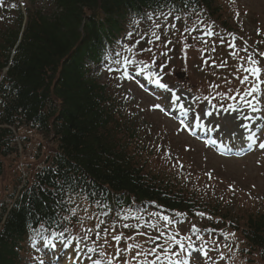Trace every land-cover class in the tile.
<instances>
[{
    "label": "trees",
    "instance_id": "trees-1",
    "mask_svg": "<svg viewBox=\"0 0 264 264\" xmlns=\"http://www.w3.org/2000/svg\"><path fill=\"white\" fill-rule=\"evenodd\" d=\"M172 8L171 16L188 24L200 14L222 29L239 26L223 18L217 0L0 1V178L19 153L15 136L26 146L21 129L36 130L53 145L22 185L16 171L17 190L0 197V264H30L29 241L39 229H74L73 209L85 205L113 221L132 218L140 205L145 213L144 202L188 220L234 221L222 194L209 197L198 185L178 184L141 159L152 145L142 144L139 128L123 118L119 89L85 63L100 62L128 18ZM243 223L244 250L264 261V211ZM246 264L256 263L248 258Z\"/></svg>",
    "mask_w": 264,
    "mask_h": 264
},
{
    "label": "rangeland",
    "instance_id": "rangeland-1",
    "mask_svg": "<svg viewBox=\"0 0 264 264\" xmlns=\"http://www.w3.org/2000/svg\"><path fill=\"white\" fill-rule=\"evenodd\" d=\"M217 2L221 7L223 18L233 26L234 22L239 23L241 28L236 27L239 30L238 34L249 37L246 41L247 44L237 41L227 43L211 28L198 32L199 29L176 25V29H172L168 27L169 23L159 19L161 22L157 20L155 24H161L160 29L155 28L153 23L144 27V29H149V32L143 45L132 42L130 45H133L138 53H144L151 59L159 60L161 58L166 63L167 66L161 68L166 69V72L157 67L145 68V65L141 63L135 67L139 70L140 75L148 80H151L147 76L149 71L156 73L160 83L164 82L163 84L168 85V88H161V92L155 91L151 87L144 88L139 81V83L133 81V75L130 76L129 71L125 72V70L119 75L123 81L119 78H116V81H120L119 86L124 92L123 94L133 105L128 104L121 110L123 118L131 120L139 128L142 144L147 140L153 148L151 151L143 150L141 159L147 158L152 162L155 170L165 171L178 184L188 187L198 185L209 197H218L222 194L226 198V203L229 204L224 212L228 210L227 213L235 218L234 221H223L218 215L204 216V221L200 219L185 220L176 214H165L152 208L147 211L149 217L134 213L132 218L128 217L125 220L123 216V218L119 217V220L113 221L112 218L92 212L85 205L82 209L77 208L78 210L73 214L76 228L71 227L74 229L68 230L73 236L66 232L63 233V236L57 234L52 239L45 236L39 245L31 244L32 251L27 258L30 264H93L95 259H101L104 264H107L106 257L99 255L101 246L106 253L111 255L115 252L116 244L111 241L109 235L106 238L112 246L104 245L103 233L101 238L97 239L95 232L114 224V234L123 233L124 237L135 236L136 241L143 243L148 237L137 235V233L146 232L149 235H159L158 231L147 227L149 223L156 224L159 231L168 234L179 233L178 239L190 236L192 240L185 241V243H192L194 249L206 247L210 259L206 260L201 254L200 264H246L248 258L256 264H264V261L256 253L252 254L244 250H248L249 247L242 236L243 221L246 215L264 211V149H260L258 146L259 142H264V100L260 104H256L258 110L255 112L243 103L240 95H243L245 89L250 87L254 77L239 70L241 67L250 66L246 60L248 54L261 52L263 48L264 0H217ZM235 12L238 13V20L232 22V19L237 16ZM185 28L192 29V31L182 33ZM153 31L161 33V41L166 43L167 40H171L172 43L165 48L164 43L155 41L151 35ZM208 32H212L213 35H206ZM204 35H206L205 38H203ZM150 39L153 40L152 44L147 43ZM181 39L190 45L184 50L186 55H182L180 52ZM198 43H200L199 47L205 48L208 64L199 62L201 61L199 58L202 59L201 54L198 52L197 55L192 47L193 44L197 45ZM233 44L235 47L229 46ZM120 46V42L115 44L117 48ZM213 47L215 51L212 50ZM129 48L130 46L127 48V56H132L134 60L138 61L136 56L139 54L128 51ZM147 48H151L152 52L145 51ZM244 48H247L248 51H243ZM161 51L170 52L167 56H161ZM233 52L236 54L233 55ZM153 54L155 55L153 56ZM257 59L261 60V67L264 69V58L257 56ZM222 61L227 62L225 67L212 66L213 64L219 65ZM124 67L127 68V65L125 64ZM133 68L129 67L128 69L133 70ZM141 68H144V72L140 71ZM169 69L179 73V77H174V73L169 72ZM245 75H249V81L240 84L239 79ZM101 76V79L104 80L105 74L102 73ZM260 78L264 80V71ZM210 85H219V87H210ZM261 87L264 88V85ZM235 89L240 90L239 94ZM218 92L235 96L236 104L234 106L237 111L224 112L220 106L226 107V102L225 99L221 100L216 95ZM120 93L119 91V95ZM124 95H121L122 99H124ZM200 95L215 98L211 99V103L208 101L198 102V105L191 109L190 103L200 100L197 99ZM256 95L260 96L261 94L257 93ZM157 104L164 110L155 109L153 106ZM174 107L176 108L175 114H171L169 110ZM179 107H182L181 111L184 113L178 114ZM207 112H211L212 115L205 114ZM176 115L182 118H176ZM189 123L191 126L186 128L185 125ZM193 123L200 124L202 128H198L194 132ZM203 131L205 132L203 133ZM208 132L210 135L206 136ZM253 133L257 137V143L253 144L251 149L244 150L248 144L247 136ZM19 134L25 137L26 146L22 148L19 143V153L17 156L11 157L8 160L9 163L5 162L6 173L0 178V197L6 199L9 194L14 193L13 187H16L17 190V185L14 183V179L17 177L16 171L21 174L22 185L24 177L36 163L37 158L44 157L53 149V145L46 142L36 130L21 129ZM210 138L217 145H211L208 142ZM170 160L174 161L173 164ZM153 213L155 215H152ZM160 217H168V221H164ZM99 220H104L105 223L100 228H95ZM125 223L130 225L140 223L142 226L140 228H124L123 224ZM166 224L167 227H165ZM235 224L238 228L235 227ZM193 226L200 230L199 233L192 231ZM89 229H95V231H87ZM86 232L87 239H85ZM222 233L229 235L225 238ZM232 233L235 235L232 236ZM197 235L202 239H197ZM157 243H163V240L157 241ZM62 246L65 251L61 250ZM120 247H126L124 240L121 241ZM91 248H95L96 251L90 252ZM173 250L178 251V246H174ZM188 251H192L195 255L192 249ZM56 252L59 254H54ZM61 254H63L62 257L59 256Z\"/></svg>",
    "mask_w": 264,
    "mask_h": 264
},
{
    "label": "snow or ice",
    "instance_id": "snow-or-ice-1",
    "mask_svg": "<svg viewBox=\"0 0 264 264\" xmlns=\"http://www.w3.org/2000/svg\"><path fill=\"white\" fill-rule=\"evenodd\" d=\"M15 7V5H13ZM174 8L169 9L167 14H162L165 17V20L167 19V16L173 15ZM149 18H151V15L149 14ZM175 19L179 20L181 19L180 16H175ZM155 28L160 29L162 27L161 24H155ZM170 27L172 29H176L175 24H171ZM185 31L191 32L192 29H185ZM151 35L154 37L155 41H161V33L153 31ZM166 35V34H165ZM206 35H213L212 32L206 33ZM139 43V41H137ZM147 43L152 44L153 40H148ZM161 43H164L165 48H167L168 45L172 43L171 40H167L165 43L164 41H161ZM206 43V41H205ZM246 43V42H245ZM230 47H235V45H229ZM185 48L190 47V45L185 44ZM215 51V48L212 49ZM128 51H132L131 48L128 49ZM145 51L152 52L151 48L145 49ZM243 51L247 52V48H244ZM155 54H153L154 56ZM161 56H167V51H161ZM186 55V54H185ZM257 56L260 58H264V52H258L255 54H248L246 57L247 62L249 63V67H241L243 72L249 73L252 77H254L250 87L245 89L244 94L240 95V99L243 101V103L251 107L252 110L255 112L258 109L256 108V104H260L262 100H264V88L261 87V85H264V80H261V74L264 69L261 67V60L257 59ZM205 64H208V60L203 61ZM119 63V61H117ZM125 63H133V61L129 60L128 58H125ZM139 63L145 64L143 60H140ZM152 63L155 64V59L153 58ZM227 64L226 61H222L219 65L213 64L214 67H220L223 68ZM149 67V65L145 64V68ZM159 67L163 68V61H161V64ZM141 72H144V68H141ZM147 76L149 79H151L154 83L158 84L161 88H168V85L160 83V79L157 77V74L154 72L149 71L147 73ZM239 79V78H238ZM249 81V75L243 76L242 79H239L240 84H245ZM143 87V85H141ZM210 87H216L218 88L219 85H210ZM233 91V90H229ZM235 91L239 94L240 90L235 89ZM260 93V96H257L256 94ZM175 95V93H173ZM217 96L220 97L221 100L227 98L235 100V96H230L228 93H216ZM248 97H251V99H248ZM178 98V97H177ZM215 97H209L205 96L203 97L204 100L211 103V99H214ZM199 99V97L197 98ZM255 102V103H253ZM155 109H159L163 111L164 109L161 108L159 104L153 106ZM213 107H216V105H213ZM223 108L224 112H235L237 111V108L234 105H228L227 107H224L223 105L220 106ZM207 115H212L211 112L205 113ZM183 124V121L181 122ZM191 124H186L185 127H190ZM244 127H247V125H244ZM248 141V147L249 149L252 148L253 144L257 143V137L256 135L250 134L247 136ZM259 148L264 149V142H259ZM182 167V165H181ZM211 176V174H208ZM73 214H75V210L73 209ZM102 215H107V213H102ZM152 215H155L153 213ZM183 215V214H180ZM200 216H204V213H198ZM209 219H212L211 217H208ZM65 219H68V217H65ZM124 219H128V216H124ZM160 219L164 221H168V217H160ZM105 223L104 220H99L98 223L95 225V228H100L101 225ZM142 225L140 223H137L136 225H130V224H123L124 228H140ZM147 227L155 229L159 232V235H149L146 232H139L137 235L140 236H147V240H145L143 243L136 241L135 236H129L124 237L123 233L114 234L115 232V225H111L108 228H103L101 231L95 232V236L97 239L101 238V235L103 233L105 239H104V245H107L111 247V243L106 238L109 235L111 236V241H114L116 244L115 252L111 255L106 253L104 251L103 246H101L99 255L101 257H106L107 264H200L201 254L203 257L207 260L210 259L209 252L206 247H199L195 248L193 247L192 243H185V241H191L192 238L190 236H184L182 238H177L179 233L176 234H168L163 231H159L156 224L149 223ZM167 227V224L165 225ZM87 231H95V229H89ZM192 231L199 233V229H197L195 226H193ZM215 231V230H210ZM58 235L63 236V233H59ZM222 235L227 238L229 235L228 233H222ZM232 236L235 234L232 233ZM85 239H87V232L85 234ZM197 239H202L199 235H197ZM124 240L126 242V247H120L121 241ZM163 240V243H157V241ZM131 241V242H128ZM152 245V246H148ZM174 246H178V251L173 250ZM189 249H192L195 252V255H193L192 251H188ZM90 252L96 251L95 248L89 249ZM134 253V254H133ZM221 259H223V256H221ZM93 264H104V261L101 259H95L93 260Z\"/></svg>",
    "mask_w": 264,
    "mask_h": 264
},
{
    "label": "bare ground",
    "instance_id": "bare-ground-1",
    "mask_svg": "<svg viewBox=\"0 0 264 264\" xmlns=\"http://www.w3.org/2000/svg\"><path fill=\"white\" fill-rule=\"evenodd\" d=\"M181 108V107H180ZM180 113H182V111H180ZM207 135V134H206Z\"/></svg>",
    "mask_w": 264,
    "mask_h": 264
}]
</instances>
